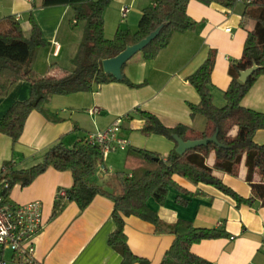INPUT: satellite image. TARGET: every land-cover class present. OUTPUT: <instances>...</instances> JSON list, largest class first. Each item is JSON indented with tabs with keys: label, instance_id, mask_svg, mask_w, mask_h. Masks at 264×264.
Returning <instances> with one entry per match:
<instances>
[{
	"label": "crops",
	"instance_id": "1",
	"mask_svg": "<svg viewBox=\"0 0 264 264\" xmlns=\"http://www.w3.org/2000/svg\"><path fill=\"white\" fill-rule=\"evenodd\" d=\"M154 4L155 0H112L104 12L105 36L113 39L119 29L136 31L144 10ZM125 5L131 6V11L124 18L121 10ZM244 6L243 0L233 8L192 0L188 12L196 23L190 30L174 33L156 58L147 59L139 52L124 65V76L134 86L113 81L92 92L51 96L43 111L30 114L19 142L14 144L11 137L0 132V175L5 162H10L13 170H27L42 162L52 146L63 142L72 147L118 119H121L118 136L128 141V146L104 157V166L111 173L101 176L111 181L110 191L116 188L114 171L125 170L131 146L166 158L175 143L162 135L144 133L142 112L156 115L169 127L186 124L197 131L205 129L206 118L193 115L191 110V104L200 102V95L188 76L207 59L211 50L216 51L212 92L215 104L225 105L224 94L231 81L230 63L241 57L248 31L256 24L253 19L243 18ZM73 14L67 5L45 6L43 0H0V21L15 16L26 32L31 31L32 19L39 25L47 45L34 50L29 67L57 78L72 72V61L83 39L84 32L74 30L78 22L72 20ZM55 42L60 43L57 54ZM31 93L29 82L17 81L7 95L0 97V118L16 101L28 99ZM242 104L264 112V75L256 80ZM96 107L100 112H91ZM254 139L263 144L264 129L258 130ZM218 175L244 198L252 196L244 163L238 176L223 172ZM176 181L195 195L189 196L173 186L169 187L164 203L150 199L148 204L158 212L160 226L133 215L125 218L128 245L136 255L151 264H160L175 238L169 227L184 219L196 227L227 233L194 244V253L214 264H264V205L260 200L238 204L214 186L195 185L182 177H176ZM73 185L70 170L49 167L30 185L18 183L10 191L11 200L17 204L42 202L44 225L35 243L39 264H122L121 251L110 243V236L118 227L111 196L98 194L87 207L68 200L54 213L58 192L68 191ZM179 196L188 202L179 203Z\"/></svg>",
	"mask_w": 264,
	"mask_h": 264
},
{
	"label": "trees",
	"instance_id": "2",
	"mask_svg": "<svg viewBox=\"0 0 264 264\" xmlns=\"http://www.w3.org/2000/svg\"><path fill=\"white\" fill-rule=\"evenodd\" d=\"M191 1L155 0L154 5L144 10L136 31L119 29L113 39H108L105 36L104 12L112 0H43L45 6L71 7L75 20L85 24L83 39L72 61L73 70L61 78L41 74L29 67L34 50L47 45L35 20L32 19L31 31L26 32L15 16L5 17L0 21V97L7 95L19 80L29 82L32 93L28 99L16 101L0 118V132L11 137L15 144L22 137L30 114L35 110L43 111L51 96L92 92L103 84L119 81L104 72L103 60L116 56L128 45L140 42L167 22L160 34L141 51L147 59L156 58L169 44L174 33L188 31L195 25V20L188 12ZM195 1L233 8L239 0ZM243 1V18L253 19L256 24L248 31L241 57L230 63L231 81L224 94L225 105L217 106L212 92L216 51L211 50L207 59L188 76L189 82L200 95V102L191 104V110L193 115L200 114L206 118L203 131L186 124L169 127L156 115L143 111L145 123L142 131L165 136L175 143V147L164 158L154 151L131 146L127 153L126 168L115 174L116 188L112 191L108 189L111 181L104 180L100 174V168L104 165L100 146L91 144L85 138L78 140L72 147H67L63 142L52 146L42 162L27 170H13L10 162H5L0 182L8 180L10 185L3 193L10 196L11 189L18 183L30 185L49 167L70 170L74 185L67 191V199L56 201L54 213H58L68 200L87 207L98 194L111 196L115 203L113 217L118 227L110 236V243L121 251L124 258L122 264H151L129 247L125 232L126 217L137 216L160 226L158 212L148 204L150 199L164 203L169 187L173 186L189 196L195 195L180 186L176 177L185 178L195 185L214 186L238 204H251L260 200L264 205V143L258 144L254 139L256 132L264 129V112L242 104L256 80L264 75V0ZM255 64L259 66L258 69L247 82L241 81L240 72ZM123 82L135 85L126 78ZM218 130L220 144L198 146L184 154L177 152L178 142L174 135L184 140H197L212 137ZM243 163L247 168L246 181L252 188L249 198L241 196L218 175V172H223L238 176ZM178 202L186 204L188 200L179 196ZM169 228L175 238L160 264H214L194 253L192 246L206 239L227 235L224 230L196 227L184 219L177 220ZM1 258L3 253H0Z\"/></svg>",
	"mask_w": 264,
	"mask_h": 264
},
{
	"label": "built area",
	"instance_id": "3",
	"mask_svg": "<svg viewBox=\"0 0 264 264\" xmlns=\"http://www.w3.org/2000/svg\"><path fill=\"white\" fill-rule=\"evenodd\" d=\"M122 16L125 18L131 11V6L122 7ZM57 54L60 43L55 42ZM91 112H100L98 107ZM121 119L104 130L88 134L86 140L91 144L99 145L103 156L118 149H126L128 141L120 138ZM111 170L104 165L100 168V174L107 175ZM8 180L0 182V253L3 258L0 264H39L36 257V239L43 225V205L41 201H31L25 204L13 202L10 196H6L3 190L8 188ZM67 190H60L56 201L67 199ZM8 252L10 253L7 257Z\"/></svg>",
	"mask_w": 264,
	"mask_h": 264
},
{
	"label": "water",
	"instance_id": "4",
	"mask_svg": "<svg viewBox=\"0 0 264 264\" xmlns=\"http://www.w3.org/2000/svg\"><path fill=\"white\" fill-rule=\"evenodd\" d=\"M166 25L167 22L161 24L156 30H154L149 36L142 39L140 42L134 45H128L122 52L114 57L104 59L102 62L104 72L113 75L119 81H123L125 79L123 73L124 65L133 56L148 46L160 34ZM258 67L259 66L255 64L251 68L241 71L240 80L247 82L253 73L258 69ZM218 133L219 130L212 137L197 140H184L179 135H174L175 140L178 142V147L176 150L179 154H184L187 150L198 146L208 145L209 143L220 144L218 140Z\"/></svg>",
	"mask_w": 264,
	"mask_h": 264
},
{
	"label": "rangeland",
	"instance_id": "5",
	"mask_svg": "<svg viewBox=\"0 0 264 264\" xmlns=\"http://www.w3.org/2000/svg\"><path fill=\"white\" fill-rule=\"evenodd\" d=\"M74 14L72 16V20H74ZM85 24L83 22H78L76 25H74V30L77 32H84ZM116 33V32H115ZM116 35V34H115ZM115 37V36H114ZM44 47V46H43ZM114 173H118L117 170L114 171ZM108 178V177H107ZM117 183V182H116ZM10 253L8 252L7 257H9Z\"/></svg>",
	"mask_w": 264,
	"mask_h": 264
}]
</instances>
